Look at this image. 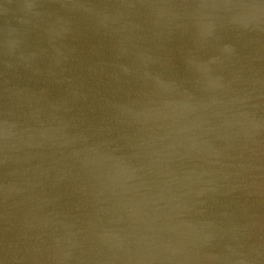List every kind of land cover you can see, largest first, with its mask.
<instances>
[{
	"label": "water",
	"instance_id": "95a60500",
	"mask_svg": "<svg viewBox=\"0 0 264 264\" xmlns=\"http://www.w3.org/2000/svg\"><path fill=\"white\" fill-rule=\"evenodd\" d=\"M0 264H264V0H0Z\"/></svg>",
	"mask_w": 264,
	"mask_h": 264
}]
</instances>
